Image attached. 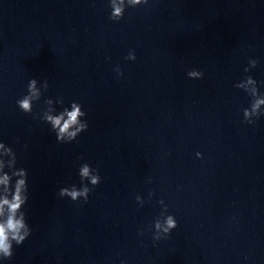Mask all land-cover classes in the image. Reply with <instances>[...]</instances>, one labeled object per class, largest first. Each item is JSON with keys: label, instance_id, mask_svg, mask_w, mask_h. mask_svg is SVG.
I'll return each instance as SVG.
<instances>
[{"label": "clouds", "instance_id": "clouds-1", "mask_svg": "<svg viewBox=\"0 0 264 264\" xmlns=\"http://www.w3.org/2000/svg\"><path fill=\"white\" fill-rule=\"evenodd\" d=\"M150 0H108L110 9L109 19L119 22L124 18L126 9L136 8L141 5H148ZM126 60L135 61L136 54L130 50L125 57ZM259 61L254 57H248V65L244 68L245 73H250ZM114 71L118 76H123L121 68L117 65ZM190 79H203L202 70L192 68L186 72ZM27 92L17 99L16 105L23 113L32 115L34 105L44 97V92L49 89V82L44 79L40 83L36 78L28 81ZM235 88L243 90L249 97L248 107L242 109L243 123L255 125L264 117V92L260 90L261 84L250 74L245 75L234 85ZM44 107L38 113L39 119L50 126V131L55 134L58 143H72L78 136L87 131L89 124L85 117L87 113L83 106L72 101L69 106L64 105L63 96L43 99ZM57 105L62 106L57 110ZM35 118V117H34ZM27 148V145H25ZM202 153L197 152L196 156L202 158ZM80 184H71L60 187L57 196L68 198L74 203H87L93 189L101 183L102 177L98 168H93L88 162H83L78 168ZM149 182L151 180L149 179ZM154 192L148 193L150 201ZM30 199L29 173L24 167H17V153L12 146L0 140V261H11L14 256V246H20L32 234V228L27 221L25 206ZM135 201L141 207L145 199L135 196ZM158 203L162 206L160 214L150 225L152 240L156 242L169 238L178 222L173 214L168 213V205L163 199ZM139 234L144 235V230ZM125 264V262H121Z\"/></svg>", "mask_w": 264, "mask_h": 264}]
</instances>
